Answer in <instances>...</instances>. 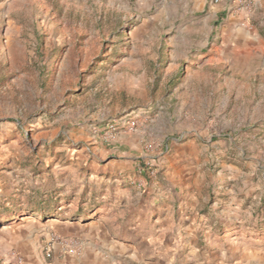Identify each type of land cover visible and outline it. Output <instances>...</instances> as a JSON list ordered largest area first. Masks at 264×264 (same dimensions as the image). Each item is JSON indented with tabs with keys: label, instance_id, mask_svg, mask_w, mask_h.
Listing matches in <instances>:
<instances>
[{
	"label": "rangeland",
	"instance_id": "1",
	"mask_svg": "<svg viewBox=\"0 0 264 264\" xmlns=\"http://www.w3.org/2000/svg\"><path fill=\"white\" fill-rule=\"evenodd\" d=\"M227 1L0 0V264L82 250L111 197L80 156L169 195L180 156L191 263L264 264V0Z\"/></svg>",
	"mask_w": 264,
	"mask_h": 264
},
{
	"label": "crops",
	"instance_id": "2",
	"mask_svg": "<svg viewBox=\"0 0 264 264\" xmlns=\"http://www.w3.org/2000/svg\"><path fill=\"white\" fill-rule=\"evenodd\" d=\"M209 1L204 0V3H209V8L214 11L225 9L224 4L228 2L217 0L219 6L216 7ZM178 157L173 163L178 174L174 188L180 190L169 195L170 190L165 184L153 189L156 182H151L144 191L120 187L116 183L113 162L101 164L99 156L90 161L80 156L78 165H88L90 170L84 179L79 178L80 184L89 182L93 184L91 188L99 190L100 196L111 199L105 205L99 203L97 206V211L106 210L105 216L93 220L88 228H83V224L75 227L74 235L84 242V246L79 253L66 255V264H174L179 254L183 255L185 264H192L195 257L194 230L201 225L194 218L195 208L184 205L194 194L183 195L181 190L191 182L193 167H182V159ZM170 198L172 204L164 206ZM198 199L194 196L192 204ZM177 201L179 208L175 210ZM175 212L177 216H174ZM55 221L51 219V222ZM203 227H208L206 222ZM64 232L68 235L66 230ZM183 246L185 252L181 250Z\"/></svg>",
	"mask_w": 264,
	"mask_h": 264
},
{
	"label": "built area",
	"instance_id": "3",
	"mask_svg": "<svg viewBox=\"0 0 264 264\" xmlns=\"http://www.w3.org/2000/svg\"><path fill=\"white\" fill-rule=\"evenodd\" d=\"M216 1H217V0H216ZM133 125H135V122H134V121L132 122V126H133Z\"/></svg>",
	"mask_w": 264,
	"mask_h": 264
}]
</instances>
